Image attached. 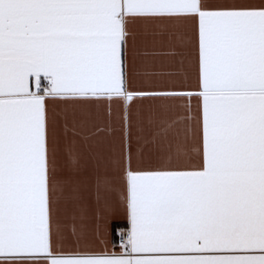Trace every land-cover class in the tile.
<instances>
[{
    "label": "snow or ice",
    "instance_id": "obj_1",
    "mask_svg": "<svg viewBox=\"0 0 264 264\" xmlns=\"http://www.w3.org/2000/svg\"><path fill=\"white\" fill-rule=\"evenodd\" d=\"M0 264H264V0H0Z\"/></svg>",
    "mask_w": 264,
    "mask_h": 264
}]
</instances>
